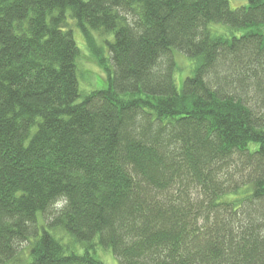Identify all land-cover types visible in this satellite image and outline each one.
<instances>
[{
    "label": "trees",
    "instance_id": "obj_1",
    "mask_svg": "<svg viewBox=\"0 0 264 264\" xmlns=\"http://www.w3.org/2000/svg\"><path fill=\"white\" fill-rule=\"evenodd\" d=\"M245 1L0 0V264H264V0ZM67 18L94 52L112 35L79 102ZM176 54L198 60L179 89Z\"/></svg>",
    "mask_w": 264,
    "mask_h": 264
},
{
    "label": "rangeland",
    "instance_id": "obj_2",
    "mask_svg": "<svg viewBox=\"0 0 264 264\" xmlns=\"http://www.w3.org/2000/svg\"><path fill=\"white\" fill-rule=\"evenodd\" d=\"M229 7L231 9H236L241 6L246 5L245 0H228ZM68 19V18H67ZM68 28L72 30L73 40L75 41L78 49H79V58L76 60V68H77V79H78V89L80 92V97L78 98V102L81 101L83 97L91 93L92 91L101 90L107 87V80H106V73L103 68L106 66L110 67L108 50L106 49L107 46L105 44V41H111L112 35L103 34L100 32H94L90 31L91 39H93L94 42V49H96V53L92 51L88 45L86 44L85 40L83 39V35L80 32L78 27L76 26L75 22L71 19H68ZM211 28L215 31V33H226L227 36L231 33L225 25L221 24H213L211 25ZM261 31L264 33V29H261ZM174 60L176 62V70L174 73V79L176 88H180L182 81L184 78L189 77L193 74V68L197 64V61L195 59H189L188 57H184L181 54L180 55H173ZM61 206H54L53 209H51V212L46 214L42 219L40 218L41 215H39L38 218H40V224H43L44 226H47L49 223H51L54 219V217L58 214L59 209ZM57 235L61 236L63 239V242L66 244L71 243V239L64 234L62 231H56ZM25 246L27 244L22 245V249L25 250ZM75 249H80L79 246L73 245ZM91 251V250H90ZM93 255L102 261L104 264H119L117 259L113 257L110 250H105L100 246H96L94 248ZM27 251H24L23 253H26Z\"/></svg>",
    "mask_w": 264,
    "mask_h": 264
}]
</instances>
